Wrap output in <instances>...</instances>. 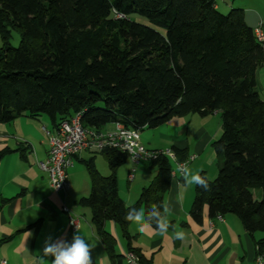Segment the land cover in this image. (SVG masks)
<instances>
[{
  "label": "trees",
  "instance_id": "obj_1",
  "mask_svg": "<svg viewBox=\"0 0 264 264\" xmlns=\"http://www.w3.org/2000/svg\"><path fill=\"white\" fill-rule=\"evenodd\" d=\"M9 29L20 35L17 47ZM0 35L1 123L46 116L57 128L80 113L86 129L120 123L142 132L176 117L219 113L222 133L212 143L217 175L198 174L207 188L195 183L190 217L200 224L205 207L210 219L238 217L251 237L262 235L255 245L263 255L264 196L256 200L251 190H264V101L256 80L264 46L244 11L221 14L216 0H0ZM171 151L186 159L185 150ZM91 154L82 162L91 189L79 204L90 210L110 263L125 264L105 225L115 224L130 243L126 213L164 207L172 168L164 156L151 161L155 177L127 206L117 181L126 155ZM97 154L108 176L96 169Z\"/></svg>",
  "mask_w": 264,
  "mask_h": 264
},
{
  "label": "crops",
  "instance_id": "obj_2",
  "mask_svg": "<svg viewBox=\"0 0 264 264\" xmlns=\"http://www.w3.org/2000/svg\"><path fill=\"white\" fill-rule=\"evenodd\" d=\"M222 5L225 10L234 7L230 0H222ZM216 9L220 10L218 1ZM245 11L246 24L255 29L256 13H250L249 17ZM219 115L215 112L207 117L191 114L171 119L167 131L161 135L158 131L159 137L166 139L168 145H159L154 135L144 140L141 136V142L149 150L176 147L185 150L186 158L194 156V160L188 164L183 176L175 173L164 197L170 223L167 233L156 231L150 225L141 227L131 222V241L127 243L115 224L108 222L105 225L116 241L118 255L135 251L147 264H254L257 256L255 241L262 237L260 233L251 237L234 215H225L221 220L210 219L207 207L200 224L190 217L195 196L192 177L204 173L211 180L217 175L218 160L212 143L220 137L222 129L210 117ZM113 127L107 126L105 130ZM55 130L46 116H21L9 123L0 122V262L52 264V259L42 253L45 241L49 238L53 242L70 241L78 233L92 245V264H111L92 225L90 210L79 204L84 198V193L78 192L79 183L84 181L79 165L92 157L91 152H84L74 159L73 167L67 171V187L59 192L53 190L48 175L37 166V162L45 161L48 155L45 132L52 134ZM143 169L150 178L133 186L136 172L134 181H127V197L122 196L118 185L119 197L127 206L137 201L141 190L156 175L155 169L154 173L147 166ZM251 193L256 200L264 196L263 189H253ZM63 208L69 213H64ZM69 215L79 218V230L74 232L69 228ZM177 231H183L185 238L176 239ZM262 258L264 261V253Z\"/></svg>",
  "mask_w": 264,
  "mask_h": 264
},
{
  "label": "built area",
  "instance_id": "obj_3",
  "mask_svg": "<svg viewBox=\"0 0 264 264\" xmlns=\"http://www.w3.org/2000/svg\"><path fill=\"white\" fill-rule=\"evenodd\" d=\"M254 36L258 43L264 46V29L260 23L254 29ZM82 115H74L69 120L62 121L55 132L46 133L48 141V155L45 161L37 162V166L49 177V183L54 191L59 192L67 187V171L73 167L74 159L84 152H102L104 150H115L126 155L131 168L127 174V181L133 182L136 176V168L141 162L156 160L164 156L173 160L175 169L171 170L172 178L178 172L183 176L186 167L194 160V156L180 162L175 154L169 150L152 151L141 142V131L113 124L109 130H90L83 128L81 124ZM172 168V167H171ZM64 213L69 210L63 208ZM221 220V216L215 217ZM69 228L77 231L80 228V220L77 216L69 215ZM125 264H141L139 257L133 252L123 254ZM0 264H5L4 261ZM254 264H264L262 255H257Z\"/></svg>",
  "mask_w": 264,
  "mask_h": 264
},
{
  "label": "rangeland",
  "instance_id": "obj_4",
  "mask_svg": "<svg viewBox=\"0 0 264 264\" xmlns=\"http://www.w3.org/2000/svg\"><path fill=\"white\" fill-rule=\"evenodd\" d=\"M216 1H218V4L220 6V10L218 11L219 13L227 14L230 10H242V11L246 12L245 11V9H246L249 17L251 16L250 13H256L255 16L258 17V20L256 19L257 27L260 23H262L263 27H264V0H230L231 2L234 3V7L229 9V10H225L223 8L222 0H216ZM261 17H262L263 22H261ZM8 40H9L10 45L12 47H17L19 45V42H20V35H19L18 31L9 29L8 30ZM1 47H2V38L0 35V48ZM256 80H257V84H258L259 96L264 101V70L262 68H259L257 70ZM210 118H213L214 122L217 123L218 127L220 129H222L221 128L222 122H221L220 115H219V117H216V118L215 117H210ZM168 128L169 127H168V122H167L164 125L156 128V129H153V130L145 129L140 134H141L143 140L145 137L154 135V139L159 145H168L167 144L168 142L166 139L161 138V136L159 137V134L161 135V133H163L164 131H167ZM158 131H159V134H158ZM164 150H166V149L164 148ZM85 157H88V154ZM169 162H170L171 167H173L174 166L173 160L169 159ZM94 164H95V167L97 170L103 171V173H105L103 175V174H101V172H99L102 176H108L110 174L108 166H107L104 158L101 155H99V154L95 155ZM76 166H78V164ZM79 166L82 170L84 181L79 183L80 187H79L78 192L84 193L82 197H87L89 195L90 189H91L89 177H88V174H87L85 167L83 165H79ZM144 166H147L150 169V172H153V173L155 172L154 169L150 167L148 162H141V165L137 166V168H136V172H137L136 180L131 185L134 186L136 183H140V182L144 181L146 178L147 179L150 178L149 173L147 174L144 171V169H143ZM130 168H131L130 162L126 161L117 171L118 185H119L121 194L124 197H127V194H126L127 193L126 192L127 191V189H126L127 188V178H126V176H127V172L130 170ZM213 179H211V180H213ZM86 193H87V195H85Z\"/></svg>",
  "mask_w": 264,
  "mask_h": 264
},
{
  "label": "clouds",
  "instance_id": "obj_5",
  "mask_svg": "<svg viewBox=\"0 0 264 264\" xmlns=\"http://www.w3.org/2000/svg\"><path fill=\"white\" fill-rule=\"evenodd\" d=\"M195 182L202 188H207V183L198 175L192 177ZM163 208V212L162 209ZM168 209L160 206H153L150 211L129 210L125 215V220L144 227L155 223L161 233H167L170 223L166 213ZM176 239H184L183 231L175 232ZM52 259V264H92V245L89 241L78 233H75L70 241L57 240L53 242L51 238L45 241L42 252Z\"/></svg>",
  "mask_w": 264,
  "mask_h": 264
}]
</instances>
